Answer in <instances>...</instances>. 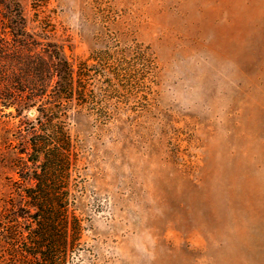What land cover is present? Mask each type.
<instances>
[{"label": "rangeland", "instance_id": "1", "mask_svg": "<svg viewBox=\"0 0 264 264\" xmlns=\"http://www.w3.org/2000/svg\"><path fill=\"white\" fill-rule=\"evenodd\" d=\"M61 58L83 98L65 264H264V0H0V264Z\"/></svg>", "mask_w": 264, "mask_h": 264}, {"label": "trees", "instance_id": "2", "mask_svg": "<svg viewBox=\"0 0 264 264\" xmlns=\"http://www.w3.org/2000/svg\"><path fill=\"white\" fill-rule=\"evenodd\" d=\"M59 63L61 67L56 72L52 87V101L47 99L46 102L40 103L38 116L34 121L27 122L28 158L21 156L19 159L18 187L23 186L25 180L32 181L33 185L24 186V191L37 211L22 216L25 222L12 231L16 249L10 264H43L34 256L32 258L30 251L39 252L43 257L46 242L50 243L49 249L55 252V260L49 264H65L67 239L70 236L76 238L79 234L77 220L68 215L67 175L74 153L71 148V136L63 118L64 109L73 100L82 105L83 98L74 97L76 89L72 65L62 58ZM77 91L78 95H83V87L80 84ZM29 161H35L31 170L28 167Z\"/></svg>", "mask_w": 264, "mask_h": 264}]
</instances>
